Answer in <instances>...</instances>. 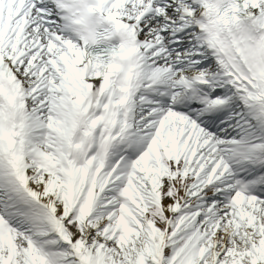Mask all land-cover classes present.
Masks as SVG:
<instances>
[{
    "label": "snow or ice",
    "instance_id": "snow-or-ice-1",
    "mask_svg": "<svg viewBox=\"0 0 264 264\" xmlns=\"http://www.w3.org/2000/svg\"><path fill=\"white\" fill-rule=\"evenodd\" d=\"M0 264H264V0H0Z\"/></svg>",
    "mask_w": 264,
    "mask_h": 264
}]
</instances>
